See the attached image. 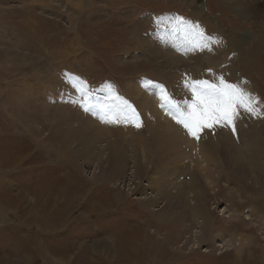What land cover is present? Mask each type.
I'll return each instance as SVG.
<instances>
[{
  "label": "rangeland",
  "instance_id": "rangeland-1",
  "mask_svg": "<svg viewBox=\"0 0 264 264\" xmlns=\"http://www.w3.org/2000/svg\"><path fill=\"white\" fill-rule=\"evenodd\" d=\"M261 37L264 0H0V264H264ZM221 75L261 114L196 139L159 86Z\"/></svg>",
  "mask_w": 264,
  "mask_h": 264
},
{
  "label": "snow or ice",
  "instance_id": "snow-or-ice-1",
  "mask_svg": "<svg viewBox=\"0 0 264 264\" xmlns=\"http://www.w3.org/2000/svg\"><path fill=\"white\" fill-rule=\"evenodd\" d=\"M178 19V28L187 26L194 31L196 40L194 47L199 49L208 48L212 43L211 38L206 37L203 29L198 24H191L182 17ZM78 83L86 84V82ZM149 83H152L149 81ZM161 88V107L167 108L169 114L176 123L182 125L191 136L200 138V133L205 129H211L216 125L229 126L235 132V121L239 118L241 110L253 116L261 114L260 101L247 90L245 86L231 83L221 75L216 82L210 80H192L185 82L191 93L190 100H177ZM83 93V87L79 89ZM120 99L119 97H117ZM85 110H90L87 103L83 105ZM130 110V112L128 111ZM125 115L126 122L135 121V126L140 127L139 114L127 102L123 101L120 109ZM110 122H119L118 117H113Z\"/></svg>",
  "mask_w": 264,
  "mask_h": 264
},
{
  "label": "bare ground",
  "instance_id": "bare-ground-1",
  "mask_svg": "<svg viewBox=\"0 0 264 264\" xmlns=\"http://www.w3.org/2000/svg\"><path fill=\"white\" fill-rule=\"evenodd\" d=\"M37 1V0H36ZM200 12L201 13H204V7L203 6H201L200 8ZM262 38V37H261ZM258 40V39H257ZM260 44H264V38H262L260 41H258ZM258 43V44H259ZM257 46H259V45H255L254 47H257ZM262 49H264V45H262ZM256 50V49H255ZM246 51V50H245ZM245 51H244V53H245ZM253 51V50H252ZM237 53H238V51H237ZM243 53V54H244ZM225 54H227V52L225 53ZM241 54V52L239 53V56H241L240 55ZM248 54H249V52H248ZM252 54V53H251ZM213 57V56H212ZM241 58V57H240ZM245 58V57H244ZM260 59H261V57H260ZM213 60V59H212ZM224 61V60H223ZM248 61V60H247ZM226 63V62H225ZM232 63V62H231ZM244 63V62H243ZM261 63V62H260ZM254 64V63H253ZM251 65H252V63H251ZM216 66V65H215ZM223 66V65H222ZM238 66V65H237ZM242 66V65H241ZM244 66V65H243ZM219 67V66H218ZM249 67V66H248ZM256 67V66H255ZM246 68V67H245ZM235 69V68H234ZM256 69V68H255ZM236 70H237V68H236ZM241 70V69H240ZM243 70V69H242ZM252 70V69H251ZM222 71H223V73L226 75V77L228 76H236L235 75V71H233V69H232V67H230L229 65H227L226 64V66L224 67V69L222 68ZM238 71V70H237ZM257 71V70H256ZM261 71V70H260ZM252 72V71H251ZM239 74V73H238ZM257 75V74H256ZM231 79V78H230ZM252 79V78H251ZM245 84V83H244ZM241 85H242V80H241ZM255 93V92H254ZM256 95V94H255ZM244 112V111H243ZM244 116L248 119V121L249 120H251V119H253L252 117H251V114L250 113H247V112H244ZM264 121V120H263ZM263 121H261V122H263ZM254 126V125H253ZM201 211V210H200ZM201 213H202V211H201ZM240 254H241V252H239V249H237V251L234 253V257L236 258V261L238 262V264H245V262H244V260H243V257H241L240 256ZM246 259V258H245Z\"/></svg>",
  "mask_w": 264,
  "mask_h": 264
}]
</instances>
